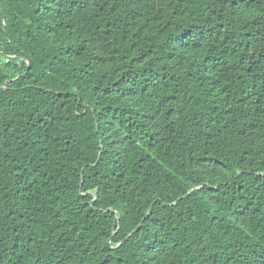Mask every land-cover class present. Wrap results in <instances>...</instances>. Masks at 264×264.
<instances>
[{"label":"trees","instance_id":"obj_1","mask_svg":"<svg viewBox=\"0 0 264 264\" xmlns=\"http://www.w3.org/2000/svg\"><path fill=\"white\" fill-rule=\"evenodd\" d=\"M119 4L0 0V264H264V0Z\"/></svg>","mask_w":264,"mask_h":264},{"label":"snow or ice","instance_id":"obj_2","mask_svg":"<svg viewBox=\"0 0 264 264\" xmlns=\"http://www.w3.org/2000/svg\"><path fill=\"white\" fill-rule=\"evenodd\" d=\"M120 6V4H119V0H117V7H119Z\"/></svg>","mask_w":264,"mask_h":264},{"label":"water","instance_id":"obj_3","mask_svg":"<svg viewBox=\"0 0 264 264\" xmlns=\"http://www.w3.org/2000/svg\"><path fill=\"white\" fill-rule=\"evenodd\" d=\"M135 230H136V229H135ZM135 230H134V231H135ZM134 231H133V232H134Z\"/></svg>","mask_w":264,"mask_h":264}]
</instances>
